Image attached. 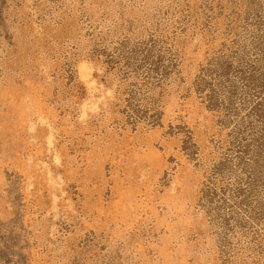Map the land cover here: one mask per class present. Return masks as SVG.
Masks as SVG:
<instances>
[{
	"label": "rangeland",
	"instance_id": "rangeland-1",
	"mask_svg": "<svg viewBox=\"0 0 264 264\" xmlns=\"http://www.w3.org/2000/svg\"><path fill=\"white\" fill-rule=\"evenodd\" d=\"M0 264H264V0H0Z\"/></svg>",
	"mask_w": 264,
	"mask_h": 264
},
{
	"label": "trees",
	"instance_id": "trees-1",
	"mask_svg": "<svg viewBox=\"0 0 264 264\" xmlns=\"http://www.w3.org/2000/svg\"><path fill=\"white\" fill-rule=\"evenodd\" d=\"M127 68H129V65H127ZM156 70H157V68L153 69L152 72H156ZM150 79L151 78L149 77V78H147V80L145 82H142L141 88H140V91H142V93L137 94V92L129 89V92L127 94V98L125 100V102H126L125 110H127L126 113H127L128 120L130 121V124L133 127H136L140 123H143L144 121H146L144 118L146 111H145V108H144V110H141L142 109L141 106L143 104H146V102L148 101L147 96L149 95L148 94L149 91H151V89L148 88V85L150 83ZM158 84H159V82H158ZM208 97H209V101L211 102L212 96H208ZM154 117H155V115L150 116V119L153 120ZM156 120L154 119L153 121H156ZM147 123L151 124V125H155L154 122L147 121ZM206 192H207V194H209L208 191H205V194H206ZM212 192H213V189H212ZM238 192L239 191H237V193Z\"/></svg>",
	"mask_w": 264,
	"mask_h": 264
}]
</instances>
